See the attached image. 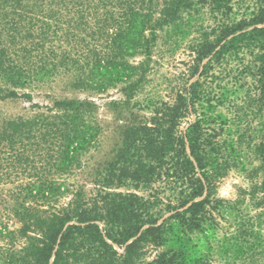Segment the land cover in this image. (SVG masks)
<instances>
[{"label": "trees", "instance_id": "trees-1", "mask_svg": "<svg viewBox=\"0 0 264 264\" xmlns=\"http://www.w3.org/2000/svg\"><path fill=\"white\" fill-rule=\"evenodd\" d=\"M204 7L213 25L196 24ZM194 27L188 73L196 78L178 84L170 101L146 102L145 121L121 127L113 156L96 169L91 202L44 215L26 201L54 193L52 170L88 146L93 126L84 114L93 103L58 99L32 115L0 116V184H13L0 197L7 210L14 201L10 214L20 221L16 230L0 226L9 238L0 264H133L147 245L163 248L142 264H212L214 212L225 202L212 189L237 165L236 147L259 161L264 192V0H0L3 99L30 100L63 80L94 91L120 82L124 100L111 104L129 107L148 81L158 32L177 42ZM135 54L143 60L131 62ZM254 225H241L227 245L251 237ZM253 245L226 263L248 264Z\"/></svg>", "mask_w": 264, "mask_h": 264}, {"label": "rangeland", "instance_id": "rangeland-1", "mask_svg": "<svg viewBox=\"0 0 264 264\" xmlns=\"http://www.w3.org/2000/svg\"><path fill=\"white\" fill-rule=\"evenodd\" d=\"M200 23L204 26L213 25L206 7L199 12L197 17L196 24ZM195 37V27L185 36L179 37L177 42L174 38L166 39L164 32H158V38L152 47L150 68L146 73L148 81L143 91L136 93L129 107L111 104L124 100L123 94L119 91L122 86L120 82L111 83L104 90L94 91L67 87L69 81L63 80L56 82L51 88L45 87L31 91L32 98L30 100L23 96L3 99L0 94V116L32 115L45 111L47 106H51L53 101L58 99L93 103L84 114L87 125L93 126L88 133V146L84 149L81 148L78 158L72 160L64 169L52 170L49 177L57 187L54 193L47 198H30L26 201L27 204H31L32 207L47 215L73 205L75 200L91 202L98 190V186L95 184L96 169L105 166L113 156L112 150L118 144L121 127L131 121H145V117L151 115V108H147L146 102L170 101L179 87L178 84L181 82L184 84L187 80L193 81L196 78V76L190 77L188 73L189 65L193 64V55L189 46ZM128 59L133 63H138L143 60V56L135 54ZM24 92H29V90H24ZM193 119L194 115L189 116L182 123L180 130L187 126L186 122ZM250 120V117H247L243 122ZM243 122L240 124L244 125ZM233 133L236 134L234 131ZM233 136L235 137V135ZM233 154L237 157V165L224 170L223 174L216 178L215 186L212 189L213 198L225 201L220 211L214 212L218 222L216 235L219 255L214 257L212 264H242L239 258L235 263L226 262L234 261L242 250L248 252L252 244H254L253 253L248 264H264V192L260 189L263 173L257 169L259 161L249 153L246 147H236ZM71 156L73 157V152ZM208 174L214 175L210 170ZM10 188H13L12 183L0 184V194L6 195ZM125 188L120 190L124 191ZM127 188L138 194H146L142 189L135 190L130 182L127 184ZM3 204L5 203L0 197V226L6 232L16 230L20 226V221L10 214L12 206L15 205L14 201L11 200L8 210ZM252 221L255 223V234L238 243L233 238L231 243L235 245H227L226 242L230 241L231 234L239 239L237 232L241 225L247 227L248 223ZM14 239L16 245H22L25 242V239L16 233ZM7 240H9L8 237L1 236L0 244H6ZM226 246H228V252L223 253L226 251ZM162 248L161 246L147 245L142 258L133 264H142L151 260ZM118 249L122 251L121 248L118 247Z\"/></svg>", "mask_w": 264, "mask_h": 264}]
</instances>
